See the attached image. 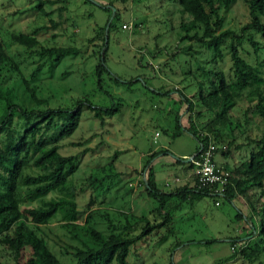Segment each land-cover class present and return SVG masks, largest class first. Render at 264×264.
I'll list each match as a JSON object with an SVG mask.
<instances>
[{
    "label": "rangeland",
    "instance_id": "obj_1",
    "mask_svg": "<svg viewBox=\"0 0 264 264\" xmlns=\"http://www.w3.org/2000/svg\"><path fill=\"white\" fill-rule=\"evenodd\" d=\"M51 1L52 4L44 6L49 13L45 17L34 7L37 0H0V35L9 44L8 33L34 31V37L41 45L78 49L75 56L63 57L55 63L50 75L44 68L38 75L37 95L47 99V106L66 107L86 97L96 106L115 109L111 116L103 117L100 125L92 112L81 104L83 110L77 128L59 141L62 155H75L78 159L79 166L69 177L74 183L72 193L78 211L75 224L82 223L85 211L89 209L94 227L106 232V222L117 226L123 222V215L145 214L157 205L153 198L144 195L140 184L147 170L143 169L145 161L156 177L162 179L166 173L174 172L175 160L183 161L188 157L180 154L188 155L196 149V142L189 134L182 131L172 134L176 115L177 121L187 125L185 106L181 103L179 107L178 97L183 94V89L189 88L192 95L197 91L194 81L201 73L197 67L203 71H220L223 81L229 82L230 61L228 49L225 50L228 40L220 42V57L206 41H179L182 35H192L195 28L189 27V19L180 12L175 0H66L64 9L63 3ZM114 10L116 14L112 17ZM220 14L223 24L218 32L229 30L246 37L240 30L248 19L243 0L235 2L228 10H221ZM96 29L100 32L99 38L88 42L87 38ZM243 38L240 39L239 55L253 65L255 57L251 48L243 43ZM253 39L264 43L263 37L253 36ZM103 45L106 51L102 64L107 71L101 73L100 85L107 95L96 87L94 77V67L100 59L98 51ZM7 51L24 75L37 63V56L27 49L8 45ZM260 57L257 55L258 59ZM204 80L202 89L205 88L207 93L208 82ZM8 85L12 87L15 101L23 103L24 108H41L28 102L18 80ZM222 97L223 91L205 100L206 111L196 106L195 110L201 111L199 118L194 117L198 120L196 123L206 122L224 109ZM256 104L264 110V86L257 94L237 99L232 106L225 107L224 120L216 123L220 143H230L227 152L222 154L228 157L230 166L247 157L252 142L263 130ZM154 132L158 136L152 140ZM152 151L155 154L149 158ZM114 153L117 154L113 156ZM112 173L118 174L113 177V185L108 191L103 190L104 185L97 191L85 186L95 177H107ZM157 188L163 192L169 189L159 183ZM55 196V193H49L32 203H22L19 208L42 207ZM89 197L93 199L85 209ZM246 197L236 196V204L232 200L216 198L214 205L213 199L205 195L191 203H182L174 213L173 233L167 240L156 248L150 246L155 238L147 237L132 247L127 262L228 264L224 262L232 256L229 241L250 233L249 221L245 222L243 216L237 218L235 214L242 213L243 206L253 210L250 219L255 226L254 240L264 222V193L252 190ZM64 221L57 215L35 232L61 264H73L71 253L79 246L78 241L90 246L94 243L82 232L62 226ZM27 256V250H20L16 256L0 245V264L22 263ZM231 264L239 262L232 260Z\"/></svg>",
    "mask_w": 264,
    "mask_h": 264
},
{
    "label": "trees",
    "instance_id": "obj_2",
    "mask_svg": "<svg viewBox=\"0 0 264 264\" xmlns=\"http://www.w3.org/2000/svg\"><path fill=\"white\" fill-rule=\"evenodd\" d=\"M237 1L239 0H175L180 12L189 19V27L195 28L192 35H182L179 41H206L216 56L220 57V42L224 39L228 40L225 50L228 49L230 61L229 82L223 81L220 71H203L197 67L201 73L197 76L198 80L194 81L197 91L191 95V100L178 93L179 102L182 101L185 106L187 125L179 126L176 115L175 130L172 134L175 135L179 131L189 134L196 142L194 154H197L199 145L206 141V136H201V132L210 136L216 147V155L226 153L230 143H220L216 128V123L224 120L225 107L232 106L237 99L257 94L259 88L264 86V43L253 39V36L264 38V0H243L246 3L248 19L240 30L246 37L243 38L229 30L218 32L223 24L221 10H228ZM58 2L63 3L64 9L66 0H58ZM52 3L51 0H37L34 7L46 17L49 13L44 10V6ZM98 7L109 11L104 5ZM115 14L114 10L112 17ZM183 30L186 31L185 28ZM34 34V31L28 34L10 32L8 39L11 44H6L0 35V245L16 256L20 250L28 251L26 259L17 264H61L35 232L39 226L47 224L57 215L65 220L62 226L82 232L94 243V246H90L79 240V246L74 247L71 253L73 264H129L127 258L130 250L144 242L147 237L155 238L150 246L156 248L167 240L173 233L171 224L174 213L182 203H191L204 195L211 197L213 202H216V198H224L227 202H231L236 196L247 199V194L252 190L259 194L264 193V110L262 106L256 104L255 108L263 121V130L252 142V149L241 163L233 166L216 163L229 173L227 183L220 195L211 194L207 189H196L192 177L181 183L164 186L169 189L163 192L155 186L152 171L145 161L143 169L147 170L140 184L144 195L157 202L154 208L148 209L145 214L123 215V222L117 226L108 221L106 232L94 227L92 211L89 209L85 211L82 223L75 224L78 211L72 193L74 183L69 177L78 168V159L75 155H62L59 152L61 148L59 141L68 137L77 128L83 110L81 104L92 112V116L100 125L104 116L112 115L114 108L96 106L86 97L83 98L84 100L77 99L66 107L47 106V99L37 95L38 75L43 68L50 75L55 63L63 57L75 56L78 49L73 46L41 45ZM99 35L100 32L96 29L87 41L92 43L99 38ZM241 38L244 39L243 43L251 48L255 57L253 65L239 55V47L242 48ZM8 45L22 47L24 51L27 49L37 56V63L28 74H22L17 61L7 51ZM105 51V45L98 51L100 59L94 67V77L96 87L107 95L108 93L102 90L100 85L101 73L107 71L102 64ZM257 55L261 57L258 59ZM185 73L186 71L182 74ZM203 78L208 82L207 93L204 91L205 88L202 89ZM15 80H18L28 102L31 101L41 108L26 109L23 103L15 101L12 87L8 85ZM221 91H223L224 109L214 113L208 121L196 123L198 121L196 118L201 116L199 109L207 110L206 106H203L205 100L212 99L213 95ZM196 106L199 109L195 110ZM116 154L114 153L113 156ZM154 154L151 153L149 158ZM174 162L181 165L184 171H188L191 167L189 162L178 160ZM117 174L95 177L85 186L91 188V191H97L104 185L103 190L108 191L113 185V177ZM49 193H55L56 196L53 201L46 202L42 207L19 208L20 204L32 203ZM92 199L88 198L85 209L91 204ZM246 207L247 213L243 218L245 222L248 220L251 223L250 214H253V210ZM235 217L239 218L242 215L237 212ZM14 222L17 223L12 226ZM250 226V233L244 235L245 239L238 241L237 238L229 241V249L232 247L233 250H230L232 256L228 260H237L239 264H251L253 261L264 264V222L260 224L256 240H254L255 226L251 224Z\"/></svg>",
    "mask_w": 264,
    "mask_h": 264
},
{
    "label": "built area",
    "instance_id": "obj_3",
    "mask_svg": "<svg viewBox=\"0 0 264 264\" xmlns=\"http://www.w3.org/2000/svg\"><path fill=\"white\" fill-rule=\"evenodd\" d=\"M122 28H125V26L122 25ZM156 135L157 133H154V137ZM200 135L206 136V141L199 145L197 154L193 153L192 157L189 159L188 162L191 167L187 175L185 174L181 178L173 176L169 181L164 182V186L167 187L181 183L188 177H192L196 189H207L211 194L220 195L227 183L229 173L216 164L214 160L216 147L210 136L205 132H201ZM222 149H224V147H222ZM216 204L217 202H214V205ZM230 250H233L232 247H230Z\"/></svg>",
    "mask_w": 264,
    "mask_h": 264
},
{
    "label": "crops",
    "instance_id": "obj_4",
    "mask_svg": "<svg viewBox=\"0 0 264 264\" xmlns=\"http://www.w3.org/2000/svg\"><path fill=\"white\" fill-rule=\"evenodd\" d=\"M173 88H175L174 86H173ZM177 92V91H176ZM187 92H189L188 94H187ZM178 94V93H177ZM182 95H184L185 97H187V98H189L190 100H191V95H192V90H190L189 88L188 89H183V94ZM178 100H180L179 99V97H178ZM181 103H182V101H181ZM181 103H179V107H180V105H181ZM178 110H179V108H178ZM177 114H179V112L177 113ZM179 122V126H181V127H184V124L181 122V121H178ZM183 132V131H182ZM154 133H157V132H154ZM154 133H153V136H152V140L155 138V137H157L158 136V133H157V135L154 137ZM195 151V150H194ZM194 151L191 153V154H188V155H186L185 153H182V154H180L182 157H185V156H190V155H192L193 153H194ZM154 151H152V152H150V154L151 153H153ZM187 158V157H186ZM214 160H215V162L217 163V164H219V165H224V164H227V165H229L230 163V161L228 160V157H224V155H221V154H217V155H215V157H214ZM175 166V169H174V172H171L170 174H168V173H166V175H165V177H163L162 179L161 178H158V177H156V174L154 173V172H152V174H153V180H154V184H155V186L157 187V184L159 183L160 184V186H164V182H166V181H169L173 176H177V177H179V178H181V177H183V175H187V173L189 172V171H184L183 170V168H181V165H179V164H175L174 165ZM185 172V173H184ZM172 188V187H171ZM236 198H235V200L234 199H232V203L233 204H236L235 202H236ZM238 206V205H237ZM180 208H181V206H180ZM179 208V209H180ZM241 210H242V213H241V215L242 216H245L246 215V213H247V207L245 206H243V207H241ZM177 212V211H176ZM175 212V213H176ZM250 224L251 225H254V222L252 221L251 223L249 222V226H250ZM250 228H251V226H250ZM243 239H245L244 237H241L240 239H237L238 241H241V240H243ZM232 261V260H231ZM231 261L230 260H226L224 263H228V264H231Z\"/></svg>",
    "mask_w": 264,
    "mask_h": 264
},
{
    "label": "water",
    "instance_id": "obj_5",
    "mask_svg": "<svg viewBox=\"0 0 264 264\" xmlns=\"http://www.w3.org/2000/svg\"><path fill=\"white\" fill-rule=\"evenodd\" d=\"M192 157V155H190L189 157H187L186 159H184L183 161H185V162H188L189 161V159Z\"/></svg>",
    "mask_w": 264,
    "mask_h": 264
}]
</instances>
